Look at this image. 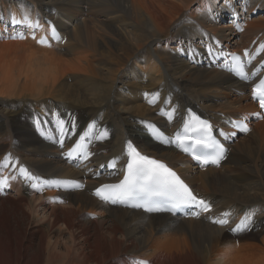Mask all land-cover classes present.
Wrapping results in <instances>:
<instances>
[{
  "label": "bare ground",
  "instance_id": "6f19581e",
  "mask_svg": "<svg viewBox=\"0 0 264 264\" xmlns=\"http://www.w3.org/2000/svg\"><path fill=\"white\" fill-rule=\"evenodd\" d=\"M226 9L237 24L224 22ZM25 16L39 27L11 23ZM18 33L25 38H11ZM0 41V174L27 167L51 181L87 179L86 188L37 191L9 176L0 264H264V117L252 83L220 68L221 53L219 64L206 60L207 47L264 55V0H0ZM189 110L228 131L247 120L251 131L228 143L219 167L203 168L147 129L174 130ZM75 115L97 135L85 166L59 144V119L68 130ZM129 145L166 161L211 199L212 218L231 223L99 201L92 191L122 178ZM110 159L118 169L100 170ZM248 215L253 230L233 233Z\"/></svg>",
  "mask_w": 264,
  "mask_h": 264
},
{
  "label": "snow or ice",
  "instance_id": "6c2138e0",
  "mask_svg": "<svg viewBox=\"0 0 264 264\" xmlns=\"http://www.w3.org/2000/svg\"><path fill=\"white\" fill-rule=\"evenodd\" d=\"M11 23L23 24L26 29L39 27L38 23L34 24L27 16L24 17L23 21H16L13 18ZM11 38L24 39L25 36L18 33ZM41 43H45V41L42 40ZM241 75L242 78H247L243 72H241ZM256 94L259 96L260 107L264 108V93H260L259 90H257ZM203 127L208 128L206 122ZM240 127L241 131H249L247 125ZM197 143L200 144L201 142L197 141ZM76 147L80 148L81 146L77 145ZM213 147L216 149V152L211 162L218 165L220 159L224 158L226 149L223 145L219 144L213 145ZM129 148V155H131L132 159L127 164V175L119 184L103 185L101 188L97 189L95 195L102 201L106 203L111 202L113 204H130L133 201L143 200V203H131V206L145 208V210L149 212L164 210L173 211L185 206H195L198 208L199 211L194 212V215H199L200 212L210 211V205L205 200L198 199L174 171L169 169L162 162L141 155L132 148L131 145H129ZM72 155L73 151H69L68 156L71 157ZM87 156L88 154L85 153V159H87ZM195 159L202 160V157L197 155ZM208 162V159L203 158L204 164ZM112 166H114V164ZM24 171L26 172V170ZM3 186H6V183L0 181V188ZM32 187L35 188L36 185L33 184ZM164 202L169 205L167 209L158 206L160 203ZM251 219V215L245 216L235 228L230 230L232 232L248 230L251 226ZM228 222V214H224L221 218L213 220V223L219 225H227ZM136 264H148V262L137 261Z\"/></svg>",
  "mask_w": 264,
  "mask_h": 264
},
{
  "label": "rangeland",
  "instance_id": "374dc122",
  "mask_svg": "<svg viewBox=\"0 0 264 264\" xmlns=\"http://www.w3.org/2000/svg\"><path fill=\"white\" fill-rule=\"evenodd\" d=\"M226 14H225V23H227L228 21H232L233 20V18H234V20H235V15H233L230 11H228L227 9H226ZM231 18V19H230ZM227 19V20H226ZM237 19V18H236ZM0 42H2V41H0ZM4 42V41H3ZM42 118H43V116H42ZM237 237H235L234 239H236ZM241 242V241H240ZM238 244H239V242H238ZM237 244V242H235V246L236 245H238Z\"/></svg>",
  "mask_w": 264,
  "mask_h": 264
}]
</instances>
